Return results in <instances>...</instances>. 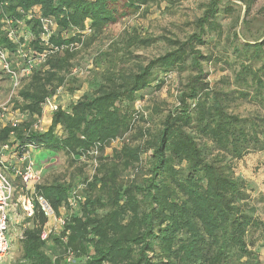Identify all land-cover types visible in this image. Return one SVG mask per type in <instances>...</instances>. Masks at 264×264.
<instances>
[{
    "label": "trees",
    "instance_id": "16d2710c",
    "mask_svg": "<svg viewBox=\"0 0 264 264\" xmlns=\"http://www.w3.org/2000/svg\"><path fill=\"white\" fill-rule=\"evenodd\" d=\"M148 1L0 0V49L16 51L24 39L10 40L9 31L15 33L14 26L34 16L28 23L39 38L30 42L31 48L35 53H51L45 63L48 69L35 70L19 93L22 104L17 108L30 119L2 128L0 148L15 146L22 155L33 147L78 158L95 150L99 155L108 147L113 149L110 160L101 158L86 193L79 194L83 201L76 208L67 204L75 188L64 183L37 187V193L49 201L56 215L60 217L61 207L70 214L64 216L61 238L53 236L56 232L42 241L47 219L37 212L32 220L35 226L26 229L21 239L22 259L14 264H71L67 257L52 258L47 253L50 240L62 246L65 255L84 260L75 264H262L248 234L263 224L245 208L244 182L227 170V164L210 161L201 144L207 138L232 158L241 159L249 147L260 143L264 126L262 119H243L229 112L220 93L209 95L204 64L210 58L197 47L206 44L205 27L217 17V0H212L197 21L198 33L184 42L170 40L175 47L172 51L138 66L134 73L121 78L108 75V83L85 92L69 109L58 107L49 115L51 124L46 131L34 129L47 100L68 85V72L76 56L71 46L81 40L77 35L65 38L64 34L86 28L101 34L108 26L136 15ZM239 1L249 11L256 0ZM35 8H40V15ZM39 16L54 20L58 29L47 43L42 42ZM7 21L12 22L10 27ZM139 33L136 28L127 31L126 42H154ZM237 47H241L234 49L240 70L235 81L246 89L255 86V98L262 97L264 45L247 42ZM186 65L194 74L179 95L178 106L165 117L162 130L147 142L146 149L151 151L145 155L148 177L137 182L134 179L141 172L144 149L122 141L137 119L135 114L123 112L122 105L130 106L139 93L151 88L159 72L170 73ZM67 89L72 94L79 90L70 84ZM58 127L63 132L61 137L56 134ZM125 174L130 182L124 179Z\"/></svg>",
    "mask_w": 264,
    "mask_h": 264
},
{
    "label": "rangeland",
    "instance_id": "374dc122",
    "mask_svg": "<svg viewBox=\"0 0 264 264\" xmlns=\"http://www.w3.org/2000/svg\"><path fill=\"white\" fill-rule=\"evenodd\" d=\"M217 1V17L205 27L206 44L197 47L204 56L210 58V61L204 64L207 74L205 79L209 82V95L211 97L214 93H220L229 112L238 114L243 119H262L264 125V95L255 98V86L246 89L241 82L235 81L240 70V61L237 52H234L235 48L241 49L237 47L240 43L264 45V0H256L249 11L245 3L239 0ZM211 4L212 0H149L136 15L108 26L101 34L94 33L89 28L84 32L74 29L65 33V38L77 35L81 40V43L71 46L76 56L67 77L68 85L79 90L72 94L67 89L68 85L58 89L55 95L47 100L49 106H43V117L36 118L34 129L44 132L49 128L51 120L48 117L53 113L50 104L67 110L69 105L85 92L96 91L100 85L108 83L109 77L114 74L121 78L123 74L134 73L138 66L147 65L151 60L172 51L175 47L170 40L184 42L198 33L197 21L203 17ZM28 20L25 19L13 27L17 40L24 39L16 51L9 52L7 61L14 74L8 73L0 64V130L7 125H18L30 119L28 113L20 112L17 108L22 104L19 93L30 82L35 70L48 69L45 63L51 53L45 57V53L33 51L30 42L39 36L32 32ZM133 28L139 30L140 36L151 38L154 42L148 45L126 42V32ZM52 33H58L55 23ZM24 52L30 53L24 57ZM0 61L2 62L1 55ZM188 65L178 67L170 73L159 72L158 81L153 83L151 88L139 93L130 106L126 103L122 105L123 112L135 114L137 118L135 123L133 122L132 131L121 137L122 141L144 149L142 169L134 179L137 182H142L148 177L149 163L145 160V155L149 156L151 151L146 149L147 142L162 130L165 117L178 106V97L189 76L194 74ZM260 66L261 64L257 68ZM249 83L251 84V81ZM243 92L249 96L243 95ZM56 134L62 136L60 127L56 129ZM259 139L260 143L249 147L241 159L232 158L227 151L216 148L207 138L202 139L201 144L205 146L204 152L208 154L210 161L216 159L220 165L227 164V170L244 182L245 208L251 210L254 217L263 224L262 228L249 231L248 241L253 242L254 250L264 264V248L261 247L264 242V126L261 127ZM5 147L0 148V161L2 166L9 168L6 171L11 176L13 187L16 188L15 199L26 195L27 190L20 178L12 177V168L32 171L35 179L31 184L34 185L35 194L39 186L64 183L83 195L86 193L88 182H91L98 170L101 158L108 161L113 155L112 147L106 148L103 154L99 153L97 158L93 154L78 158L64 152L53 153L33 147H28L21 155L20 150L16 151L17 147ZM21 160H24V163ZM125 176L126 174V181L132 180ZM62 213L60 217L63 220L64 216L70 214L66 208ZM34 226L32 221L24 220L20 211L13 214L10 226L11 249L2 264H14L22 259L23 245L20 236L26 227L33 229ZM61 229L62 226H59L56 235H53L55 238L62 237H59ZM48 243L46 251L52 258H68L62 246L53 240ZM71 260V264L84 263V260Z\"/></svg>",
    "mask_w": 264,
    "mask_h": 264
},
{
    "label": "built area",
    "instance_id": "2783aa9c",
    "mask_svg": "<svg viewBox=\"0 0 264 264\" xmlns=\"http://www.w3.org/2000/svg\"><path fill=\"white\" fill-rule=\"evenodd\" d=\"M33 17L34 16H30L29 19H32ZM37 18L40 19L42 25V42L47 43L52 34V28L55 22L52 19H42L41 16ZM10 24H12V22L7 21L8 27H10ZM8 37L10 40L17 42V36L12 30L9 31ZM29 53L24 52V57H27ZM0 55L2 58V62L0 61V64L3 69L10 74H14L7 61L9 51L0 49ZM43 56L46 57L47 54ZM45 105L49 106L47 103ZM50 109L55 112L58 107L50 104ZM13 126H16V124ZM36 128H38V126H36ZM5 148L8 147L6 146ZM93 155L98 156V150H95ZM21 161L24 163V160ZM2 165L3 163L0 161V264H2L4 258L11 249L10 226L13 214H17V212L20 211L24 216V220L32 221L37 212H40L47 219V223L45 224L44 230L41 234L42 241L48 240L51 235L58 231L59 226L63 227L65 224L64 220L56 215V212L49 201L43 195L38 193L35 194L33 190L34 185L31 184L35 177L30 169L23 170L22 168L21 170L20 168H12L14 173L12 177L14 176V178H20L27 190L26 195H20L17 199H15L16 188L13 187L11 176H9L6 171L9 170V168ZM81 201H83V198L77 191H74L72 196L68 199L67 204L70 208L74 209ZM26 229L27 227L25 230ZM20 238H23V234H21ZM71 259L72 255H69L67 261L70 263L72 261Z\"/></svg>",
    "mask_w": 264,
    "mask_h": 264
},
{
    "label": "crops",
    "instance_id": "0c3cea01",
    "mask_svg": "<svg viewBox=\"0 0 264 264\" xmlns=\"http://www.w3.org/2000/svg\"><path fill=\"white\" fill-rule=\"evenodd\" d=\"M34 11H35V13H37V14H39V15L41 14L40 8H35ZM48 118H50V117H48ZM49 120H51V118H50ZM63 211H64V208L61 207L60 210H59V212H60L61 215L63 214V213H62Z\"/></svg>",
    "mask_w": 264,
    "mask_h": 264
}]
</instances>
